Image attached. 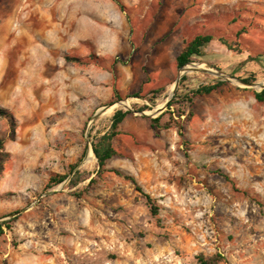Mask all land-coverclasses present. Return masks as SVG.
<instances>
[{
    "label": "rangeland",
    "instance_id": "obj_1",
    "mask_svg": "<svg viewBox=\"0 0 264 264\" xmlns=\"http://www.w3.org/2000/svg\"><path fill=\"white\" fill-rule=\"evenodd\" d=\"M199 33L214 36L205 56L177 69L183 42ZM191 64L200 68L185 71ZM220 79L218 92L195 99L183 137L172 127L115 140L107 167L136 176L159 222L113 173L81 198L68 178L44 187L73 164L96 170L85 158L116 109L157 117L175 93ZM260 80L264 0H0V107L16 123L0 173V222L13 219L0 264H191L199 253L264 264ZM8 132L0 118V137Z\"/></svg>",
    "mask_w": 264,
    "mask_h": 264
},
{
    "label": "trees",
    "instance_id": "obj_2",
    "mask_svg": "<svg viewBox=\"0 0 264 264\" xmlns=\"http://www.w3.org/2000/svg\"><path fill=\"white\" fill-rule=\"evenodd\" d=\"M117 2V0H114ZM243 32L236 34L237 37ZM214 36L209 33H199L193 36L189 41L183 42V47L176 56V67L178 69L183 68L187 64L195 62L196 59L205 56V49L209 46ZM219 41L228 50L238 51L236 45L230 44L224 38H219ZM186 80V76L183 75L180 79V84ZM241 81L250 84L255 81L253 75L248 78H242ZM227 84L225 80H218L214 83L202 84L197 88L187 90L184 93H175L167 104L166 110L157 117L146 116L150 121L151 128L156 132L157 130H167L174 127L177 134L180 137L184 136L185 126L192 121L194 116L193 105L196 98L204 97L210 95L213 92H218L223 86ZM162 89H156L153 91L154 95H159ZM254 98L259 103H264V88L260 91H255ZM157 96H150V102L153 104ZM120 100V99H118ZM150 109L147 106H143L140 111ZM130 111L123 109H116L111 118L110 124L107 129L100 135L96 136L91 141V149L97 162L96 170L92 173L80 171L76 168V164L70 166L67 173L64 174H54L49 177L44 187L46 189H51L52 187L60 184L68 178L67 185L73 189L72 194L76 198H81L82 196L88 194L93 186L99 183V179L105 173H113L120 179L130 182L135 191H137L145 201L149 213L152 218L159 222V206L157 201L148 194L142 186L138 183L136 178L128 173L123 172L117 168H108V161L119 155V152L115 146V140L119 136L118 127L122 120L128 115ZM0 118L7 119L9 132L8 137H0V173L4 163L7 162V153L3 152L5 149V142L7 140H15L14 134L16 129V123L14 116L5 108L0 107ZM165 120L163 121V119ZM90 137V136H89ZM86 149V148H85ZM85 151L82 153V156ZM88 180L87 183H84ZM12 220H7L0 222V236L4 233V228L10 229V223ZM224 261L222 254L215 253L210 256H206L203 253H199L195 257V261L191 264H220Z\"/></svg>",
    "mask_w": 264,
    "mask_h": 264
},
{
    "label": "crops",
    "instance_id": "obj_3",
    "mask_svg": "<svg viewBox=\"0 0 264 264\" xmlns=\"http://www.w3.org/2000/svg\"><path fill=\"white\" fill-rule=\"evenodd\" d=\"M175 66H176V58H175ZM141 117L145 120L138 118L137 116H135V114H132V113H129L128 115H126V117L119 124V127H118L119 136L117 137V139L123 134H155L154 133L155 131L150 126L149 119L146 116H141ZM118 152L120 154L119 150H118ZM139 153H142V151H140ZM117 156H119V155H117ZM117 156H115V157H117ZM112 168H114V167H112ZM117 169H119V168H117ZM125 173H127V172H125ZM128 174H131L136 178V176L134 174H132L130 172H128ZM136 180H137V178H136ZM138 183H139V181H138Z\"/></svg>",
    "mask_w": 264,
    "mask_h": 264
},
{
    "label": "bare ground",
    "instance_id": "obj_4",
    "mask_svg": "<svg viewBox=\"0 0 264 264\" xmlns=\"http://www.w3.org/2000/svg\"><path fill=\"white\" fill-rule=\"evenodd\" d=\"M199 68H200V66L198 64H191V65H188L187 67H185L184 70L185 71H192V70H196V69H199ZM256 84H257V87L260 88L261 86L264 85V80H260ZM171 88L174 89V85H172ZM114 107L115 106L113 105V106H109V107L104 108L103 111H101V116L105 117L108 114H110L113 111ZM94 159H95L94 154H93L92 150L89 149L88 153L86 155V158H85V163L86 164H90L91 162L94 161Z\"/></svg>",
    "mask_w": 264,
    "mask_h": 264
},
{
    "label": "water",
    "instance_id": "obj_5",
    "mask_svg": "<svg viewBox=\"0 0 264 264\" xmlns=\"http://www.w3.org/2000/svg\"><path fill=\"white\" fill-rule=\"evenodd\" d=\"M180 78H181V75H180L179 78L177 79L176 84H175V86H174V90L172 91V93L175 91V89H176V87H177V85H178V82H179ZM263 88H264V87H263ZM100 114H101V111L97 112V113L94 115V117H97V116L100 115Z\"/></svg>",
    "mask_w": 264,
    "mask_h": 264
}]
</instances>
